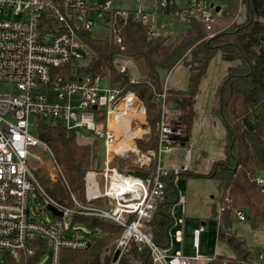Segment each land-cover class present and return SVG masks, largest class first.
Wrapping results in <instances>:
<instances>
[{"label":"built area","instance_id":"2783aa9c","mask_svg":"<svg viewBox=\"0 0 264 264\" xmlns=\"http://www.w3.org/2000/svg\"><path fill=\"white\" fill-rule=\"evenodd\" d=\"M166 3L159 0L155 10H163ZM171 14L182 21L192 18L201 22L208 32L218 18V12L204 9L199 0H187L185 7ZM93 15L100 24L110 22L113 33V20L117 17L130 16L143 23L147 18L140 9L131 13L112 10L107 0H0V84L12 86L10 90H0V264L8 259L17 261L20 254H32L33 244L40 239L47 241V249L35 264H60L62 249L89 246L94 236L91 232L87 237H68L31 214L36 199L45 209L46 204H51L62 212L57 216L46 209L64 232L71 230L74 215L94 216L120 226L122 232L114 241V251L119 249L120 253L111 264H118L131 240L137 242L139 249L148 248L153 264H201L199 256L184 257L181 247L170 254L171 237L169 248L161 247L154 242L147 225L163 193L162 178L170 173V169L159 165V154L162 149L175 148V136L182 135L181 127L175 128L164 109L167 89L164 86L160 95L157 150L142 152L134 143L139 136L133 129V125L140 126L141 117L145 118L142 102L134 93L123 91L99 73L77 70L90 55L83 52L87 45L79 33L89 31ZM115 42L120 43L121 37L116 35ZM68 64H74L71 79L55 72ZM33 116L37 123L31 131ZM42 116L51 117L66 129L92 131L101 140L102 168L85 173L83 201L72 192L70 204L52 198L29 167L32 148L46 150L54 168L53 177L63 179L51 149L35 134ZM190 151L186 150L187 161L182 169H188ZM154 156L156 168L148 173L143 168L149 167ZM115 158H128L136 167L130 170L144 171L147 177L128 174L127 166L126 172L120 171L112 164ZM173 174L177 176L178 169ZM257 181L264 184L262 178ZM178 203L184 212V195H179ZM243 216L237 211L239 219ZM175 224L179 226L175 238L182 242L183 219ZM201 230V226L194 230L196 239Z\"/></svg>","mask_w":264,"mask_h":264},{"label":"trees","instance_id":"16d2710c","mask_svg":"<svg viewBox=\"0 0 264 264\" xmlns=\"http://www.w3.org/2000/svg\"><path fill=\"white\" fill-rule=\"evenodd\" d=\"M169 1L176 6L174 0ZM239 2L246 7L242 22L235 19ZM113 22L115 32L104 38H94L89 31H80V37L91 52L77 70L99 73L108 78L109 83L134 93L142 102L148 130L134 139L142 152L157 150L156 122L164 87L162 71L169 72L178 63L188 67L186 88L166 90V99L168 93H172L173 98L182 104L177 124L186 133L192 122L193 100L216 52L221 51L225 60L238 61L228 68L217 84L211 101V114L224 127V157L214 161L204 173L185 169L177 176L173 172L164 176L163 193L147 225L154 242L169 248L170 231L175 226L172 209L180 195L176 178H212L217 181L218 189L216 202L212 204V217L217 221L216 239L224 242L232 254L215 255L205 264H264V245H248L235 228L239 220L246 222L251 229L264 227V184L257 181L259 172H264V0H233L232 5L220 8L217 21L210 30L217 32L211 37L206 36L210 31L205 30L203 23L192 18L182 21V30L174 37L152 34L147 23L130 16L117 17ZM218 22L223 25L218 26ZM116 35L121 37L120 43L115 42ZM116 56L143 57L147 64L146 75L131 80L126 71L116 68ZM73 66L59 67L55 72L71 79ZM77 133L78 130L66 129L54 121H40L35 132L51 149L63 179L51 178L42 168L32 170L48 195L67 204L71 202L70 192L78 200H84L85 173L96 169L97 141L81 143L77 140ZM122 160L128 158H115L112 164L126 172L120 163L124 162ZM156 164L157 157L154 156L149 167L143 170L152 172ZM127 167L129 170L136 168L131 163ZM94 202L98 203L97 200ZM237 211L244 214L242 219L237 217ZM72 223H78L94 236L85 249H62L60 264H111L114 241L122 228L110 221L85 215H74ZM46 243L45 239H40L33 244L32 254H20L17 261L8 259L3 264H35L45 253ZM118 264L153 262L148 248L139 249L137 242L131 240L119 256Z\"/></svg>","mask_w":264,"mask_h":264},{"label":"rangeland","instance_id":"374dc122","mask_svg":"<svg viewBox=\"0 0 264 264\" xmlns=\"http://www.w3.org/2000/svg\"><path fill=\"white\" fill-rule=\"evenodd\" d=\"M103 2L106 0H97ZM110 2V8L115 11L131 13L136 10H142L146 13V23L157 34L170 35L174 37L178 35L183 26V22L179 17H175L171 14V11L186 6L187 0H174L176 6H172L169 0L163 10H155L159 0H107ZM203 8L206 10H214L217 5L230 6L233 0H199ZM213 3V4H210ZM210 4V5H209ZM222 8V7H221ZM245 4L241 5L239 2L237 13L235 14L236 22H242L245 18ZM219 12V11H218ZM93 23L89 29V33L94 38H104L112 33L111 23L106 22L100 24L94 15L92 16ZM218 26H222L223 23H217ZM217 31L207 33V37H211ZM214 33V34H213ZM83 52L90 54V49L83 47ZM121 60V62H120ZM121 63L126 66L124 68ZM238 61H224L220 58V53L217 52L210 61L206 76L202 79L200 85L199 98L195 105V116H192V124L190 128L189 136L192 141L193 149L190 151V158L188 160V169L197 168L199 165L201 171H195L204 173L207 172L210 165L224 157L223 143H224V127L220 120L211 119L210 101L212 98L211 88L220 81L221 73L231 65L237 64ZM115 66L120 71L123 67L131 78L135 80L138 77L145 76L147 73V64L143 57H125L116 56ZM188 68L183 63L173 67L169 72H161V78L164 82L165 88L169 89H185L188 80ZM11 85L0 84V90H10ZM165 111L170 120L176 119V113H179L175 105L170 104V100L165 99ZM41 121L51 123L53 119L49 116H42ZM141 122H144L143 117L140 118ZM146 121V120H145ZM37 123L36 117L31 119L30 130L34 131V124ZM172 123V122H171ZM173 124V123H172ZM176 126L177 124H173ZM133 129L137 136H141L148 130L147 124L143 127L133 125ZM77 140L81 143H92L97 141V157L95 160V168L101 170L103 161V147L101 140L95 136L92 131L81 128L77 133ZM188 148V147H187ZM185 148L184 151L187 149ZM31 156H29L28 164L30 168H42L48 175L54 172V168L51 162V158L46 150L33 147L31 150ZM120 162L123 167L130 164V160H122ZM187 161L186 152L178 151L175 148L162 149L159 154V165L162 168L168 169L170 167L178 169L184 168V164ZM206 168H203V167ZM185 169H182L183 171ZM174 169H171L172 173ZM259 178L264 179V172L261 171L258 174ZM176 187L178 191L186 197L185 212H182V206L175 204L172 210L175 221L177 219H183V237L182 242H177L175 239V232L179 226H173L170 231L172 235V246L170 254H174L181 247V253L184 257L194 258L201 257V264H205V261L213 258L215 255L230 256L232 254L230 248L224 243L219 242L216 239V227L217 221L212 217V204L216 202L218 195L217 181L212 178H196L180 176L176 178ZM31 214H35L37 219H43L52 227L57 229L62 235L68 237L77 236L84 237L89 235V231L80 225L73 224L69 232H64L61 226L53 222L50 214L45 209V205L40 204V201L36 199L35 205H31ZM205 222V226H202V230L199 232L197 239L195 238L194 230L201 225V222ZM237 233L243 236L246 243L264 245V227L259 226L256 229H251L244 221L239 220L236 223ZM52 239L50 238L49 241ZM50 250L45 254L48 255Z\"/></svg>","mask_w":264,"mask_h":264},{"label":"crops","instance_id":"0c3cea01","mask_svg":"<svg viewBox=\"0 0 264 264\" xmlns=\"http://www.w3.org/2000/svg\"><path fill=\"white\" fill-rule=\"evenodd\" d=\"M210 4H213V3H210ZM209 4V5H210ZM202 5V4H201ZM232 5V4H231ZM217 6H219V5H217ZM185 7V6H184ZM216 7V6H215ZM215 7H214V11H215ZM221 7H228V6H221L220 5V8ZM219 12H220V10H219ZM148 24V23H147ZM149 26V25H148ZM150 28V27H149ZM150 30L151 31H153L151 28H150ZM153 34H157L156 32H154L153 31ZM219 53H220V58L222 59V60H224V61H232V60H225L223 57H222V52L221 51H218ZM217 53V52H216ZM215 56V55H214ZM212 60V59H211ZM233 61H235V60H233ZM120 62H121V60H120ZM179 64H181V63H178L177 65H179ZM176 65V66H177ZM121 66H123L124 68H126V66H124L122 63H121ZM175 66V67H176ZM231 66H233V65H231ZM231 66H228L225 70H224V72H222L221 74L222 75H220L221 76V79L223 78V76L226 74V72H227V70H228V68L229 67H231ZM122 67V68H123ZM188 68V67H187ZM122 70V69H121ZM123 70H125V69H123ZM189 72V71H188ZM144 76H142V77H138L137 79H135V80H138V79H140V78H143ZM220 79V80H221ZM134 80V81H135ZM202 82V81H201ZM220 81H218V83H219ZM217 83V84H218ZM217 84L216 85H214L212 88H211V90H212V98H213V92H214V89H215V87L217 86ZM200 85H201V83H200ZM200 85H199V89H198V93H197V95H196V97L194 98V100H193V104H192V109H193V116H195V105H196V103H197V100H198V98H199V92H200ZM167 89V88H166ZM172 91H175V90H182V89H171ZM170 90V91H171ZM168 91H169V89H168ZM174 96H172V93H168V98L166 99V100H170V104L171 105H175L176 106V108L178 109L179 108V113H176V119L175 120H170L168 117V120L170 121V122H172L173 124H177V123H179V121H178V118H179V116H180V114H181V110H182V104H181V102L180 101H178V100H176L175 98H173ZM212 98H211V101H212ZM211 101H210V104H209V106H210V108H211ZM210 115H211V113H210ZM144 120V122H146L145 121V118H143ZM211 119H218L217 117H215V116H213V115H211ZM219 120V119H218ZM147 124V123H146ZM146 124H144V125H146ZM191 124H192V122H191ZM143 125V123L141 122L140 123V128L141 127H143L144 126ZM177 127H181L179 124H177L176 125ZM190 128H191V125H190ZM190 128H189V130L185 133L184 131H182V129H181V132H182V135H180V136H175V139H176V141H177V146H176V149L178 150V151H183V152H186V150L188 149V148H190L191 149V151H192V149H193V145H192V141H191V138H190V136H189V133H190ZM147 132V131H146ZM145 132V133H146ZM145 133H143V134H145ZM142 134V135H143ZM141 135V136H142ZM140 137V136H139ZM188 147V148H187ZM185 148H187L185 151H184V149ZM189 168V167H188ZM200 166L199 165H197V168L195 169V168H193V169H191V170H195V171H201L200 170ZM203 168H206L205 166L203 167ZM168 169H175V168H172V167H170V168H168ZM94 170H97V169H94ZM208 170V169H207ZM87 172V171H86ZM54 173L55 172H52L51 173V175H50V177L51 178H55V177H53V175H54ZM85 182V181H84ZM85 188V187H84ZM180 194H182V193H180ZM182 195H184V194H182ZM185 201H186V197H185ZM186 203V202H185ZM176 204H178V205H180L178 202L176 203ZM173 210V209H172ZM184 212H185V209H184ZM178 220V219H177ZM176 220V221H177ZM175 221V222H176ZM75 225H78V223H74ZM175 226H178L177 224H175ZM201 227L202 226H205V222L204 221H202L201 222V225H200ZM199 226V227H200ZM198 227V228H199ZM178 229V228H177ZM195 229H197V228H195ZM89 236V235H88ZM85 237H87V236H85ZM171 237V239H172V235L170 236ZM176 239V238H175ZM245 239V238H244ZM177 241V240H176ZM178 242V241H177ZM172 244V243H171ZM248 245H251L250 243H247ZM170 250H171V248L169 249V252H170Z\"/></svg>","mask_w":264,"mask_h":264},{"label":"water","instance_id":"95a60500","mask_svg":"<svg viewBox=\"0 0 264 264\" xmlns=\"http://www.w3.org/2000/svg\"><path fill=\"white\" fill-rule=\"evenodd\" d=\"M220 10V6H216L215 7V11L218 12ZM105 85L107 83V80H105ZM96 106H93V109H95ZM128 174L132 175V176H136V177H140L142 179H145L147 177V173L144 172V171H140V170H130L128 172ZM46 209H48L52 214L54 215H57V216H61L62 215V212L60 210H58L55 206L51 205V204H46ZM120 253V250L119 249H116L113 253V256H112V262H114L118 255Z\"/></svg>","mask_w":264,"mask_h":264}]
</instances>
